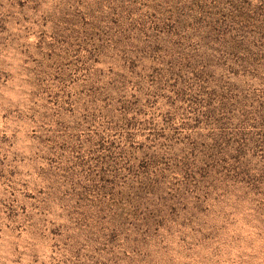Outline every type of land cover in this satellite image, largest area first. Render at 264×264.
Returning a JSON list of instances; mask_svg holds the SVG:
<instances>
[{
	"label": "rangeland",
	"instance_id": "1",
	"mask_svg": "<svg viewBox=\"0 0 264 264\" xmlns=\"http://www.w3.org/2000/svg\"><path fill=\"white\" fill-rule=\"evenodd\" d=\"M0 264H264V0H0Z\"/></svg>",
	"mask_w": 264,
	"mask_h": 264
}]
</instances>
